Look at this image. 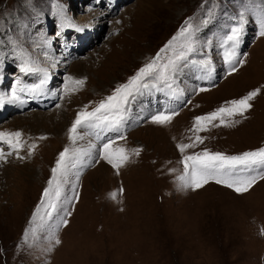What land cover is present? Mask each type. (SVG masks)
Here are the masks:
<instances>
[{"label":"rangeland","instance_id":"obj_1","mask_svg":"<svg viewBox=\"0 0 264 264\" xmlns=\"http://www.w3.org/2000/svg\"><path fill=\"white\" fill-rule=\"evenodd\" d=\"M240 12L246 21L238 48L243 64L229 75L220 42ZM261 14L264 0H0V92L40 84L43 71H20L28 60L47 71L46 87L52 82L47 89L56 98L44 109L19 110L7 104L10 115H3L5 108H0V132L20 131L24 143L19 153L24 159L13 153L7 163L0 162V264H264V179L242 194L211 180L202 188L181 189L178 180L186 155L208 150L232 156L264 147V36L257 22ZM186 22L197 29L201 43L211 41L205 48L214 63L211 79H199V70L188 64L176 75L183 89L179 98L152 90L130 101L125 138L113 148L142 151L131 154L119 174L103 159L87 163L79 178V200L67 226L57 233L61 243L48 251L52 221L41 219L43 210L33 217L51 169L71 145L68 130L77 113L85 106L91 111L127 82L179 36ZM75 38L82 40L75 44ZM69 76L85 83L61 95ZM199 87L208 90L198 92ZM255 89L260 94L246 118L235 117L239 122L233 126L192 130L195 117ZM155 94L162 96L160 106V100H153ZM31 98L39 100L36 94ZM164 108L178 114L170 123H151L150 116ZM59 121L65 128L58 135L53 132ZM196 135L204 142L194 143ZM41 136L47 138L38 139ZM84 141L83 149L98 143L89 130H82L77 146ZM33 143L37 147L29 155ZM179 144L193 147L182 154ZM74 185L70 174L64 186L69 198ZM29 228L36 232L29 233L26 244Z\"/></svg>","mask_w":264,"mask_h":264},{"label":"snow or ice","instance_id":"obj_2","mask_svg":"<svg viewBox=\"0 0 264 264\" xmlns=\"http://www.w3.org/2000/svg\"><path fill=\"white\" fill-rule=\"evenodd\" d=\"M211 16V12L208 13ZM245 14L240 12L236 23L230 25L223 34L220 48L222 58L227 65L228 74L234 73L239 66L243 64V58L238 52L241 38L245 26ZM208 23L207 19L202 21ZM259 24V35L264 36V14L257 16ZM197 29L189 22L186 26L179 30V36L173 37L171 41L157 55L144 66H142L135 75L127 82L118 85L113 92L102 99L97 106L91 111L88 106L79 111L74 122L68 130L71 145L65 147L59 154L55 166L51 169L52 175L42 193L40 205L36 209L33 220L36 219L43 210L45 218L52 221L49 225L50 235L48 242L51 251L53 247L59 245L58 232L61 227H66L68 218L72 215L74 204L79 200L77 191L79 178L84 167L92 159H103L119 174L120 168L126 164L130 155H139L142 149H133L131 153L125 148H113L118 139H124V126L127 122L128 108L130 101L136 96L146 91H162L166 92L171 98H179L183 95V89H180L176 83V75L181 66L192 65L201 73L199 79L208 80L214 72V63L210 52L205 48H210L211 41L203 44L199 41ZM171 52L169 56L168 53ZM21 72L43 71L44 79L39 85L29 88L13 89L10 93L0 92V108L6 103L23 104L21 93L27 92L34 95L37 90L43 91V85L47 79L48 73L32 67L28 60H25L20 66ZM61 95H68L75 92L77 87L83 86L85 80L66 77ZM19 83V81L17 82ZM69 85L75 87L70 88ZM208 89L199 87L198 92H204ZM260 94L259 89L250 91L247 95L233 99L225 103V105L206 115L195 117L193 131L199 133L207 131L210 126H233L238 123L235 117L246 118V113L252 107V101ZM59 106V105H58ZM178 113L175 110L158 111L150 116V122L153 124L164 125L170 123ZM219 121V125L214 122ZM82 130H89L90 135H94L98 143H90L88 149H81L77 146L78 139L82 138ZM113 133L112 136H107ZM23 133L0 132V162L7 163L8 157L16 154L17 159H24L19 153L24 149L22 142ZM41 136L38 139H46ZM204 138L196 135L194 143H203ZM7 146L8 151H5ZM37 147L33 143L29 146V155H31ZM193 144H179V151L183 154ZM183 173L178 177L181 189L191 188L193 190L204 187L210 180L217 184H222L237 193H245L249 191L258 180L264 179V147L254 151H247L241 155H226L220 152H210L204 150L183 157ZM172 171H175L173 169ZM75 177V185L72 187V196L69 198L64 192V186L69 182V175ZM123 192V189H120ZM115 199V194H113ZM64 205L71 207L64 208ZM62 213V214H61ZM55 214V216H54ZM264 231V230H262ZM36 229L29 228L24 235V243L29 242V233L35 236Z\"/></svg>","mask_w":264,"mask_h":264},{"label":"bare ground","instance_id":"obj_3","mask_svg":"<svg viewBox=\"0 0 264 264\" xmlns=\"http://www.w3.org/2000/svg\"><path fill=\"white\" fill-rule=\"evenodd\" d=\"M100 21H103V19H99ZM70 22H72L71 20H70ZM73 23V22H72ZM82 30H84V28L82 29ZM84 31H86L87 32V30H84ZM74 34H76V33H74ZM81 36V38H82V36L84 37V33L82 34V35H80ZM71 39H69V41H70ZM82 39H77V38H75V39H73V40H71V41H74L75 42V44H78L79 43V41H81ZM78 41V42H77ZM73 42V43H74ZM65 44H70V43H65ZM68 46H70L71 48H72V50H73V47H72V45H68ZM61 47H63V45L61 46ZM69 48V47H68ZM70 49V48H69ZM67 50V48H64V51H66ZM72 50H71V53H73L72 52ZM68 51V50H67ZM69 52V51H68ZM29 80H31V79H29ZM41 80H42V78H41ZM52 83V82H51ZM51 83H48V86L47 87H50L51 86ZM47 87H46V81H45V83H44V85H43V91L41 92V91H37L35 94L36 95H38L39 96V100L38 101H35V98H31V95H29V94H27V92H25V93H21V96H22V99L24 100V103L23 104H20V103H14V106L17 108V109H19V110H26V109H28V108H30L31 106H35V107H37V108H41V109H44V108H48L50 105H52L53 103H54V101L56 100V98H55V96L53 95V93H50V91H48V89H47ZM44 93H48V95L47 96H45L44 97ZM154 95V94H153ZM152 95V96H153ZM148 96V98H151V96H149V95H147ZM32 99L31 100V103L30 104H26L25 103V101L27 100V99ZM154 99H156V101L158 102V100H160L161 101V103L160 102H158V105L160 106L161 104H162V101H163V99H162V96H157V94H155V96H154V98H153V100ZM7 104L8 103H6L5 104V108H8L9 109V107L7 106ZM12 106H13V104H11ZM7 106V107H6ZM151 106V105H150ZM9 112V111H8ZM7 111L5 112L6 113V115H10L9 113H8ZM37 113H39V114H41V115H45V114H43L42 112H37ZM46 117V116H45ZM48 118V117H47ZM50 119V118H49ZM55 119V118H54ZM43 120V119H42ZM55 120H57V119H55ZM58 123V122H57ZM60 123V124H59ZM59 123L57 124V132H53L54 134H60L63 130H64V128H65V126H64V123L62 122V121H59ZM41 127V126H40ZM38 130V129H37ZM46 142V141H45ZM47 143V142H46ZM82 144V143H81ZM85 144H87L86 143V141H84L83 142V144L81 145V148L83 149V146L85 145ZM25 162V161H24ZM26 163V162H25ZM5 167H6V165H5ZM21 167V166H20ZM30 167V166H29ZM23 168V167H22ZM20 169V168H19ZM24 171V170H23ZM24 174L23 175H25V172H23ZM29 175H30V172H29ZM35 176V174L33 175V176H29V177H34ZM27 177V176H26Z\"/></svg>","mask_w":264,"mask_h":264}]
</instances>
